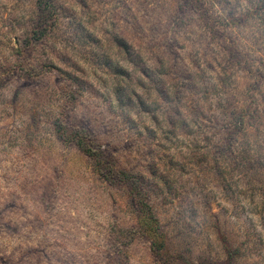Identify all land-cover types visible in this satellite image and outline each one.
Wrapping results in <instances>:
<instances>
[{"label":"rangeland","instance_id":"rangeland-1","mask_svg":"<svg viewBox=\"0 0 264 264\" xmlns=\"http://www.w3.org/2000/svg\"><path fill=\"white\" fill-rule=\"evenodd\" d=\"M0 264H264V0H0Z\"/></svg>","mask_w":264,"mask_h":264},{"label":"trees","instance_id":"trees-1","mask_svg":"<svg viewBox=\"0 0 264 264\" xmlns=\"http://www.w3.org/2000/svg\"><path fill=\"white\" fill-rule=\"evenodd\" d=\"M80 148H82L81 144H80ZM143 216L145 218V220H144L145 223H143V227L142 228H143V232L147 235L148 232H150V227H149L150 225L149 224H150L151 218L147 217L146 215H143ZM151 242H152V245L154 246L155 245L154 241L151 240ZM158 249L159 248H157V251H158Z\"/></svg>","mask_w":264,"mask_h":264}]
</instances>
